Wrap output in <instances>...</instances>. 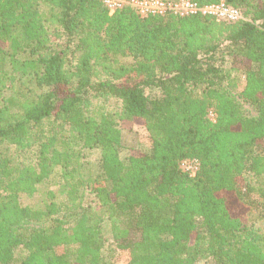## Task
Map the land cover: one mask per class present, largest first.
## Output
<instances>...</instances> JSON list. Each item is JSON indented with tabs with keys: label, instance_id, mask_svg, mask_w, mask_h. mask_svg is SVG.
Here are the masks:
<instances>
[{
	"label": "trees",
	"instance_id": "16d2710c",
	"mask_svg": "<svg viewBox=\"0 0 264 264\" xmlns=\"http://www.w3.org/2000/svg\"><path fill=\"white\" fill-rule=\"evenodd\" d=\"M226 2L241 19L0 0V264H109L106 222L128 264H264V0ZM120 120L148 150L121 156Z\"/></svg>",
	"mask_w": 264,
	"mask_h": 264
},
{
	"label": "built area",
	"instance_id": "2783aa9c",
	"mask_svg": "<svg viewBox=\"0 0 264 264\" xmlns=\"http://www.w3.org/2000/svg\"><path fill=\"white\" fill-rule=\"evenodd\" d=\"M107 7L109 14L115 13L124 7H131L141 16L148 15H207L215 17L218 21L235 22L242 18L239 9L230 6L226 0L218 3L201 5L194 0H100ZM212 118L214 113L210 114ZM182 169L191 177L199 171L200 163L197 158H187L181 162Z\"/></svg>",
	"mask_w": 264,
	"mask_h": 264
},
{
	"label": "rangeland",
	"instance_id": "374dc122",
	"mask_svg": "<svg viewBox=\"0 0 264 264\" xmlns=\"http://www.w3.org/2000/svg\"><path fill=\"white\" fill-rule=\"evenodd\" d=\"M56 40V39H55ZM94 105L102 106V108L106 111L110 112H118L121 109V102L116 98H95L93 99ZM119 127L122 132V148H121V156L127 157L131 154H137L140 151L148 150L150 147L149 133L146 127L135 121H126L120 120ZM86 154V159L92 161V164H95L98 158V151L96 150H83ZM30 158V159H29ZM28 159L25 162L33 160V155L28 153L26 158ZM35 196V195H34ZM34 196L24 194L22 195V202L24 204L30 203L34 200ZM250 209H245L242 213V219L245 220ZM256 210L253 209L251 212V217L256 219ZM257 227L264 230V222L259 219L257 221ZM103 235L106 240V244L113 249L111 252L110 263L109 264H128L130 260V253L126 250L116 249L112 240L111 234V225L110 223H105L103 226Z\"/></svg>",
	"mask_w": 264,
	"mask_h": 264
}]
</instances>
